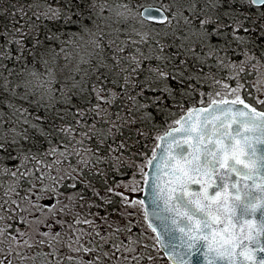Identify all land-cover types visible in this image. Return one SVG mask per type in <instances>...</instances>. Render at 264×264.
Instances as JSON below:
<instances>
[{
  "label": "snow or ice",
  "instance_id": "1",
  "mask_svg": "<svg viewBox=\"0 0 264 264\" xmlns=\"http://www.w3.org/2000/svg\"><path fill=\"white\" fill-rule=\"evenodd\" d=\"M0 264H264V0H0Z\"/></svg>",
  "mask_w": 264,
  "mask_h": 264
},
{
  "label": "trees",
  "instance_id": "2",
  "mask_svg": "<svg viewBox=\"0 0 264 264\" xmlns=\"http://www.w3.org/2000/svg\"><path fill=\"white\" fill-rule=\"evenodd\" d=\"M142 3H147L146 0H141ZM159 1H154V2H150L149 4H155V3H158ZM72 28V30H75L74 29V26H70ZM119 103V102H118ZM163 127H164V123H163V120L161 118V128L160 130L162 131L163 130ZM149 143H151V141H149ZM119 177H117L118 179Z\"/></svg>",
  "mask_w": 264,
  "mask_h": 264
},
{
  "label": "rangeland",
  "instance_id": "3",
  "mask_svg": "<svg viewBox=\"0 0 264 264\" xmlns=\"http://www.w3.org/2000/svg\"><path fill=\"white\" fill-rule=\"evenodd\" d=\"M154 1H159V0H146L147 3L154 2Z\"/></svg>",
  "mask_w": 264,
  "mask_h": 264
}]
</instances>
